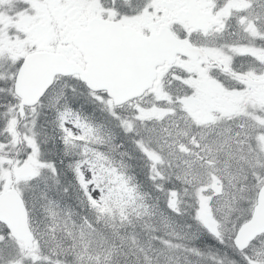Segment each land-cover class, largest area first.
I'll return each mask as SVG.
<instances>
[{"label": "snow or ice", "instance_id": "obj_1", "mask_svg": "<svg viewBox=\"0 0 264 264\" xmlns=\"http://www.w3.org/2000/svg\"><path fill=\"white\" fill-rule=\"evenodd\" d=\"M0 264H264V0H0Z\"/></svg>", "mask_w": 264, "mask_h": 264}]
</instances>
